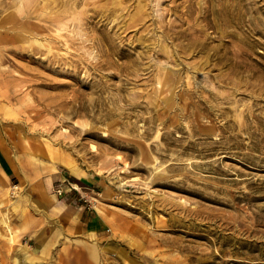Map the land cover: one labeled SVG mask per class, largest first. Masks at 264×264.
<instances>
[{"label": "rangeland", "instance_id": "374dc122", "mask_svg": "<svg viewBox=\"0 0 264 264\" xmlns=\"http://www.w3.org/2000/svg\"><path fill=\"white\" fill-rule=\"evenodd\" d=\"M1 155L13 264H264V0H0Z\"/></svg>", "mask_w": 264, "mask_h": 264}, {"label": "crops", "instance_id": "0c3cea01", "mask_svg": "<svg viewBox=\"0 0 264 264\" xmlns=\"http://www.w3.org/2000/svg\"><path fill=\"white\" fill-rule=\"evenodd\" d=\"M0 166L2 167V171L5 176H8L11 174V167L7 161V159L1 155L0 156ZM50 187V185H48ZM50 202V209L53 210L54 213L61 214L63 218H66L64 213L70 214V221L75 224V227H78L79 224V231L84 228L88 231V228H90L91 231H95L100 233L105 226V223L102 219V217L97 213V214H92L88 218L87 213L83 209H75V206L71 204V202H64V201H53ZM79 208V207H78ZM94 232V234H96ZM93 233V232H92ZM17 249V247H15ZM2 255V256H1ZM21 258V256H20ZM0 264H13L12 262V257L9 255L8 252L3 253L0 249Z\"/></svg>", "mask_w": 264, "mask_h": 264}, {"label": "bare ground", "instance_id": "6f19581e", "mask_svg": "<svg viewBox=\"0 0 264 264\" xmlns=\"http://www.w3.org/2000/svg\"><path fill=\"white\" fill-rule=\"evenodd\" d=\"M194 3V2H193ZM203 4V3H202ZM205 4V3H204ZM214 4V3H213ZM182 4H180V6H181ZM195 5V4H194ZM179 6V5H178ZM188 6H189V4H188ZM187 6V7H188ZM203 6V5H202ZM177 7V6H176ZM186 7V8H187ZM182 8V7H181ZM190 8V7H189ZM200 8V7H199ZM208 8V7H207ZM184 9V8H183ZM191 9V8H190ZM176 10V9H175ZM188 10V9H187ZM174 11V10H173ZM192 11V10H191ZM209 11V10H208ZM217 11V10H216ZM181 12H182V10H181ZM188 12H190V11H188ZM210 12V11H209ZM192 13V15H194L193 14V12H191ZM195 14H196V12H195ZM201 14V13H200ZM206 14V13H205ZM225 14V13H224ZM234 14V13H233ZM232 14V15H233ZM180 15L181 14H179V16L178 17H180ZM184 15V14H183ZM186 15H187V13H186ZM191 14H189V16H190ZM191 15V16H192ZM215 15V14H214ZM240 15V14H239ZM188 16V15H187ZM73 17V16H72ZM184 17V16H183ZM193 17V16H192ZM221 17V16H220ZM194 18V17H193ZM196 18V17H195ZM243 18H244V16H243ZM259 18V17H258ZM178 19V18H177ZM182 19V18H181ZM191 19V18H190ZM257 19V18H256ZM160 20V19H159ZM183 21H184V19H182ZM187 20V19H186ZM185 20V21H186ZM193 20H195V19H193ZM232 20V19H231ZM173 21H174V19H173ZM234 21V20H233ZM225 22V21H224ZM260 22V21H259ZM167 23V22H166ZM184 23V22H183ZM193 23V22H192ZM212 23V22H211ZM227 23V22H226ZM229 23V22H228ZM186 24H188V23H186ZM194 24V23H193ZM205 24V23H204ZM217 25V24H216ZM192 26V25H191ZM182 27V26H181ZM195 27V26H194ZM208 27V26H207ZM189 28V27H188ZM198 28V27H197ZM187 29V28H186ZM189 29H192V28H189ZM200 30V29H199ZM180 31V30H179ZM195 31V30H194ZM198 31V30H197ZM204 31V30H203ZM178 32V31H177ZM182 32V31H181ZM186 33V32H185ZM175 34V33H174ZM191 34V33H190ZM182 35V34H181ZM196 35V34H195ZM201 35V34H200ZM184 36V35H183ZM193 37V36H192ZM191 37V38H192ZM206 38V37H205ZM183 39V38H182ZM196 39V38H195ZM199 40L201 39V38H198ZM192 40H194V39H192ZM192 40H191V42H192ZM198 41H196V43H197ZM257 43V42H256ZM200 44V43H199ZM193 45V44H192ZM227 45V44H226ZM189 46V45H188ZM252 46V45H251ZM211 48V47H210ZM207 49V48H206ZM226 49V48H225ZM154 50V49H153ZM239 53H240V51H239ZM227 54V53H226ZM235 54V53H234ZM223 56V55H222ZM229 56V55H228ZM224 57V56H223ZM234 57V56H233ZM232 57V58H233ZM237 58V57H236ZM241 58V57H240ZM246 59V58H245ZM242 60H244L243 58H242ZM224 62V61H223ZM233 62V61H232ZM232 62H230V63H232ZM262 64V63H261ZM230 65V64H229ZM238 65V64H237ZM242 65V64H241ZM237 67V66H236ZM240 67V66H239ZM237 70H239V68L237 69ZM254 70V69H253ZM242 71H244L243 69H242ZM246 71V70H245ZM259 73V72H258ZM232 75V74H231ZM234 75H235V73H234ZM233 75V76H234ZM244 75V74H243ZM250 75H251V73H250ZM228 78V77H227ZM241 80V79H240ZM255 80V79H254ZM256 81V80H255ZM259 82H260V80H259ZM262 82H263V80H262ZM230 84V83H229ZM234 87V86H233ZM248 106V105H247ZM64 163V162H63ZM67 169H69L71 172H75V167L71 164V163H66L65 165H64Z\"/></svg>", "mask_w": 264, "mask_h": 264}, {"label": "built area", "instance_id": "2783aa9c", "mask_svg": "<svg viewBox=\"0 0 264 264\" xmlns=\"http://www.w3.org/2000/svg\"><path fill=\"white\" fill-rule=\"evenodd\" d=\"M59 193H61V191L59 190Z\"/></svg>", "mask_w": 264, "mask_h": 264}]
</instances>
